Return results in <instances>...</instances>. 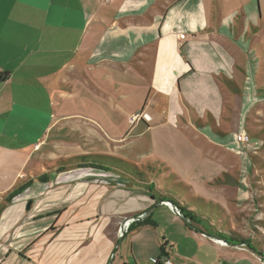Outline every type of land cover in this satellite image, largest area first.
I'll use <instances>...</instances> for the list:
<instances>
[{
  "label": "rangeland",
  "instance_id": "1",
  "mask_svg": "<svg viewBox=\"0 0 264 264\" xmlns=\"http://www.w3.org/2000/svg\"><path fill=\"white\" fill-rule=\"evenodd\" d=\"M237 1L242 3L235 12ZM247 1L97 2L84 26L85 36L98 33L93 41L95 51L81 53L79 92L74 90L81 102L78 106L74 98L73 108L78 111L85 106L87 110L83 95L107 99L124 91L122 94L137 102L134 110L142 113L149 128L141 133L133 129L127 135L130 128L124 130L104 119L114 124L110 130L98 113L81 118L78 126H61L56 124L60 121L57 113L61 107L67 110L69 102L53 98L46 114L27 116L22 125H14L19 132L8 130L0 138V204L4 197L25 203L31 226H61V219L70 216L80 219L84 215L82 219H86L88 208L98 207L102 185L97 179L79 177L82 171L66 170L72 152L84 148L90 151L87 153L138 160L141 168H147L144 173L149 171V159H157L170 168L159 177L157 185L162 190L167 182L163 176H172L175 195L185 185L183 180L195 192L188 194L191 202L194 196L207 199L202 214L184 204L203 218L197 226H218L225 235L248 240L251 247H241L264 264V19L260 0ZM151 23L154 32L146 28ZM114 39L118 45L111 44ZM84 45L85 40L81 52ZM115 46L119 49L111 52ZM113 59L137 84L128 80L125 90L101 80V68ZM64 92L59 89L58 96ZM115 102L117 98L114 107ZM25 139L32 146L41 139L46 144L29 159L26 153L21 159L13 151L15 155L9 153L10 159L4 162V149L14 150ZM169 208L176 224L161 208L154 210L155 216L169 226H184L186 222L175 208ZM253 251L263 256L258 254V260ZM241 254L226 249L223 253L228 258Z\"/></svg>",
  "mask_w": 264,
  "mask_h": 264
},
{
  "label": "crops",
  "instance_id": "2",
  "mask_svg": "<svg viewBox=\"0 0 264 264\" xmlns=\"http://www.w3.org/2000/svg\"><path fill=\"white\" fill-rule=\"evenodd\" d=\"M99 1L0 0V74L10 73L8 79L0 84V138L8 130L11 134L19 132L14 125H22L27 116L46 114L48 105L55 97L69 102L66 104L67 110L61 107L57 113L60 121L56 124L61 126H78L81 118H90L88 114L98 113L110 130L114 129V124L121 125L124 130L130 128L127 135L133 129L141 133L149 128L145 126L147 123L142 113L134 110L137 102L132 96L122 94L124 91L107 99L83 95L87 110L92 111H87L85 106L78 111L73 108L74 98L78 106L81 102L78 93L81 53L87 55L90 51V55L95 51L93 41L98 34L85 36L84 26L90 21L87 19L86 22V17L90 16ZM247 2L250 4L251 0ZM241 3H235V12H238ZM260 4L264 19V0H260ZM146 26L151 32L155 31L152 23ZM83 40L86 45L81 52ZM115 40H111V44L118 45ZM118 49L115 46L110 51L117 52ZM113 60L106 63L109 66L101 68L100 72H104L101 80L120 89H125L127 83L124 82L128 80L137 84L130 77V72L120 71L116 60ZM85 62L87 66L91 65L87 56ZM65 71L68 73L65 74ZM59 89L65 91L61 96H58ZM114 98L118 99L115 107ZM30 109L34 114L28 112ZM107 118L114 124L104 120ZM9 120H12L10 126L4 127ZM45 144V139H41L32 146L29 139H25L14 150L4 149L3 160L6 162L10 159L9 153L13 157V151L18 152L21 159L26 155L29 159L34 151ZM87 152L90 151L84 148L72 152V161L65 159L68 162L66 170L82 171L79 177L99 181L102 187L98 207L88 208L86 219H82L84 215L80 219L70 216L66 220L61 219V226H31V219L25 214V203L4 197L0 204V264H156L162 256V249L165 258L174 264H259L246 248L221 243L216 234L223 232V228L189 226L187 223L184 226H169L165 220L155 216L154 210L161 208L162 213L173 217L176 224V216L169 208V199L188 207L194 206L199 214L204 213L207 206V199L202 197L194 196V202L190 201L188 194L195 192L186 181H181L185 185H181L182 190L175 195L171 191L174 182L172 176H163L167 182L166 190H162V186L157 185L159 177L170 168L160 160L149 159V171L144 173L147 168H141L138 160ZM88 164L110 166L111 169L103 170ZM12 184L7 185L2 194L9 191ZM58 214L65 215L62 212ZM146 217L156 225L129 230L134 223L129 220ZM32 218L36 221L42 219ZM78 220L83 221L76 222ZM123 226H126L125 229ZM224 249L239 251L242 257L228 258L223 255ZM253 255L261 258L255 252Z\"/></svg>",
  "mask_w": 264,
  "mask_h": 264
},
{
  "label": "trees",
  "instance_id": "3",
  "mask_svg": "<svg viewBox=\"0 0 264 264\" xmlns=\"http://www.w3.org/2000/svg\"><path fill=\"white\" fill-rule=\"evenodd\" d=\"M9 75H10V73H8V72L4 73V74H0V84L3 83L4 81H6L9 77ZM88 165H90L91 167H95V168H99V169H103V170L111 169L110 166H103L100 164H88ZM164 201H166V200H164ZM169 201L173 203V205L176 207L177 211L180 213L181 217L184 218L188 222L189 226L202 225V222H204L202 217H200L195 212L189 210L186 205H182L180 202L176 201L175 199H169ZM146 225L155 226L156 224L149 217H146L142 220H136L131 225L129 230H133L135 228H138L141 226H146ZM216 237L219 240L226 241V242H229L231 244H235L236 246L245 245L247 247H251L248 245V240L243 239V238H236V237L233 238L231 236L225 235V233H223V232H217ZM161 251H162V253H161L162 256H160V258L157 260L156 264H162V261L165 258V255L163 253V249ZM258 254L260 256H263L262 252H259Z\"/></svg>",
  "mask_w": 264,
  "mask_h": 264
},
{
  "label": "built area",
  "instance_id": "4",
  "mask_svg": "<svg viewBox=\"0 0 264 264\" xmlns=\"http://www.w3.org/2000/svg\"><path fill=\"white\" fill-rule=\"evenodd\" d=\"M237 139L239 141H243V138L241 136H239ZM162 262L164 264H174L170 259H166V258H164ZM187 264H195V263H187Z\"/></svg>",
  "mask_w": 264,
  "mask_h": 264
},
{
  "label": "water",
  "instance_id": "5",
  "mask_svg": "<svg viewBox=\"0 0 264 264\" xmlns=\"http://www.w3.org/2000/svg\"><path fill=\"white\" fill-rule=\"evenodd\" d=\"M170 204H171V206H174L172 202H170ZM182 219L188 224V222H187L184 218H182ZM125 225H126V224H125ZM125 227H126V226H123V229H125ZM220 242L223 243V244H226V242H224V241H221V240H220Z\"/></svg>",
  "mask_w": 264,
  "mask_h": 264
}]
</instances>
